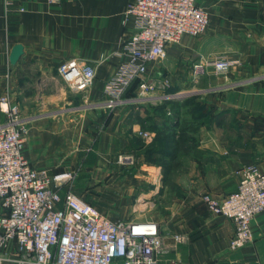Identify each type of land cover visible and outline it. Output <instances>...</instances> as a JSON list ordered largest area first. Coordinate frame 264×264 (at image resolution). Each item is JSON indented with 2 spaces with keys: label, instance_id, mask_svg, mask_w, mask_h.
<instances>
[{
  "label": "crops",
  "instance_id": "0c3cea01",
  "mask_svg": "<svg viewBox=\"0 0 264 264\" xmlns=\"http://www.w3.org/2000/svg\"><path fill=\"white\" fill-rule=\"evenodd\" d=\"M131 2L13 0L7 10L0 0V95L8 92L30 125L26 157L50 174L74 169L90 175L113 207L106 214L158 222L164 243L159 264H264V211L252 219V240L231 249L234 223L203 200L205 193L223 198L235 192L246 164L264 170V0H197L209 14L206 32L168 44L166 57L149 66L148 81L171 84L152 95L163 101L199 95L212 110L202 119L195 147L183 150L184 168L171 172L175 186L162 181V164L146 153L152 146V158H164L152 143L155 127L168 130L180 120L172 104L158 112L156 98L138 101L125 94L109 107L103 90L121 62L116 51L135 31L125 17ZM16 44L24 53L12 64ZM217 54L240 64L227 74L210 71L194 80L193 63ZM71 58L94 65L96 78L87 89L70 88L60 74ZM66 141L84 142L73 159L57 155ZM120 154L133 156L134 174L117 162ZM177 234L185 241L177 242Z\"/></svg>",
  "mask_w": 264,
  "mask_h": 264
},
{
  "label": "built area",
  "instance_id": "2783aa9c",
  "mask_svg": "<svg viewBox=\"0 0 264 264\" xmlns=\"http://www.w3.org/2000/svg\"><path fill=\"white\" fill-rule=\"evenodd\" d=\"M12 4L13 0H5L7 10ZM125 17L135 31L115 53L121 62L103 87L107 105L122 101L137 79L133 100L162 102L164 96L152 94L171 84L168 79L148 81L150 64L166 57L168 44L179 43L187 34L205 33L209 14L197 0H132ZM238 64L224 54L201 57L193 63L192 77L199 79L210 71L224 75ZM59 72L70 88L78 90L87 89L96 78L94 65L77 58L63 62ZM0 111L5 115L0 124V264H159L164 243L158 222L110 219L93 212L88 202L67 188L75 178L73 171L50 174L26 157V122L8 92L0 95ZM140 134L151 138L148 131ZM120 158L134 159L129 154ZM238 174L235 192L223 198L203 194L212 213L234 223L231 249L252 240V219L264 211V170L249 163ZM175 239L183 242L186 237L177 234ZM167 264L178 263L172 259Z\"/></svg>",
  "mask_w": 264,
  "mask_h": 264
},
{
  "label": "trees",
  "instance_id": "16d2710c",
  "mask_svg": "<svg viewBox=\"0 0 264 264\" xmlns=\"http://www.w3.org/2000/svg\"><path fill=\"white\" fill-rule=\"evenodd\" d=\"M139 83V79L135 80L126 92V96H136V91ZM198 97L199 95H191L182 101L164 100L161 103L155 105V109L158 112H164V107H166L168 103H171L173 112L176 114L177 119H180L178 122H176L175 125L168 126L169 131L163 127H155V129L158 131V135L152 145L155 146L158 151H160L164 158H152V154L154 153L152 146L149 147L146 152L149 160H157L160 164H162L165 175H170L171 172L174 171V169L178 165L177 161L182 157L184 148H190L192 150V148L195 147V145L197 144L195 135L199 133L202 119L205 116L211 115L212 113L211 108L206 105V103L199 100ZM194 102L204 103L201 107L203 109L199 112L198 115L192 114V112L195 113V111H193L190 106ZM189 141L190 143L187 144ZM162 147H165L167 149L170 148L169 151H166L167 155H165V151L161 150L163 149Z\"/></svg>",
  "mask_w": 264,
  "mask_h": 264
},
{
  "label": "rangeland",
  "instance_id": "374dc122",
  "mask_svg": "<svg viewBox=\"0 0 264 264\" xmlns=\"http://www.w3.org/2000/svg\"><path fill=\"white\" fill-rule=\"evenodd\" d=\"M194 80H198V79H194ZM28 96H31V95H28ZM204 103L194 102L193 104H191V106H190L191 109H193V111H195V113L192 112V114L198 115L199 112L203 109L201 107L203 106ZM19 107H20V105H19ZM2 113L0 112V123H3L4 120H5V115H4V113L3 114ZM20 113H21L22 117H24L23 113L21 111V107H20ZM24 121H25V119H24ZM25 124H26V127H27V132L25 134V147H26V145H28L29 140H30L29 139L30 138V125L27 122ZM197 135H195V136H197ZM189 143H190V141L187 144H189ZM82 144H84V142L80 143V142H75V141H66V142L63 143V148H60L58 150L57 155L65 156V154H67V156H65V158L73 159L75 157L76 153H77V148L79 146H81ZM184 145H186V144H184ZM183 150L186 151L187 148H184ZM80 153H81V155L86 156L88 151H85V152L84 151L83 152L80 151ZM120 155L116 156L117 162L122 163L123 165H125L127 167L126 170H125L126 173L131 174V175L134 174V172H135V168L134 167L135 166H134V164H132L134 159H133L132 162L123 161V159L121 160ZM187 159H185L184 157L183 158L182 157L179 158V160L177 161L178 165L176 166V168L174 169V171L172 173H175V171H177V169L182 171ZM69 171H73L74 172L75 178L73 179L72 182H70L68 184L67 188L69 187V189H72L79 197H81L83 200L88 202L91 205L93 212L99 213L101 215H104V216H106V217H108L110 219H119V218H115V216H111L110 214H106L104 212V210L106 208H113V207L109 205V202H108L109 200L106 199L105 194H102V192H100L101 191L100 189H95L94 188L95 185H93L92 184L93 182H90V179H88L90 177V175H88V174H79L74 169H72V170L69 169ZM103 181H105V180H103ZM162 181L163 182L166 181L167 183L171 184L172 186L176 185L175 175L174 174H170V175L163 174ZM67 188H64V191H63L64 193L67 192V190H68Z\"/></svg>",
  "mask_w": 264,
  "mask_h": 264
},
{
  "label": "water",
  "instance_id": "95a60500",
  "mask_svg": "<svg viewBox=\"0 0 264 264\" xmlns=\"http://www.w3.org/2000/svg\"><path fill=\"white\" fill-rule=\"evenodd\" d=\"M24 53V47L21 44H16L10 54V62L16 64Z\"/></svg>",
  "mask_w": 264,
  "mask_h": 264
}]
</instances>
